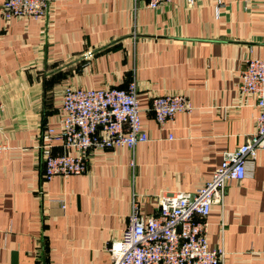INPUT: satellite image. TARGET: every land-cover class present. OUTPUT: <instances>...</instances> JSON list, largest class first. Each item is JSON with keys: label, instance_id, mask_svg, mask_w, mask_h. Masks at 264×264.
<instances>
[{"label": "crops", "instance_id": "0c3cea01", "mask_svg": "<svg viewBox=\"0 0 264 264\" xmlns=\"http://www.w3.org/2000/svg\"><path fill=\"white\" fill-rule=\"evenodd\" d=\"M2 1L0 142L9 147L0 151V264H109L106 246L134 198L147 215L158 194L195 189L254 129L258 107L236 82L247 57L264 58V0H169L156 9L51 0L40 19L9 20ZM132 79L148 140L93 151L86 173L46 181L44 130L59 128L63 86ZM165 92L185 93L194 108L161 128L148 108ZM206 219L224 264H264V148Z\"/></svg>", "mask_w": 264, "mask_h": 264}, {"label": "built area", "instance_id": "2783aa9c", "mask_svg": "<svg viewBox=\"0 0 264 264\" xmlns=\"http://www.w3.org/2000/svg\"><path fill=\"white\" fill-rule=\"evenodd\" d=\"M132 1L156 9L169 0ZM50 3L51 0H3L1 14L5 20L40 19ZM236 90L242 98H254L258 107L254 129L244 142L224 151L211 177L195 189L158 194L155 211L147 215L140 213V203L134 198L121 235L110 239L106 246L109 264H224L223 246L208 242L206 216L212 203L221 200L229 180L252 175L257 151L264 148V58H246ZM2 106L0 100V111ZM193 108L185 93L165 92L152 96L148 110L163 128L177 113H190ZM44 131L46 181L55 175L86 173L93 151L134 148L149 138L140 117L137 81L132 79L125 87L66 83L61 94L59 128L48 125ZM56 146L59 150H53ZM8 147L6 142H0V151ZM58 201L65 206L64 199Z\"/></svg>", "mask_w": 264, "mask_h": 264}]
</instances>
